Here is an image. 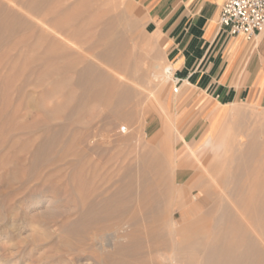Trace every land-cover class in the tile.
Here are the masks:
<instances>
[{"label": "rangeland", "instance_id": "rangeland-1", "mask_svg": "<svg viewBox=\"0 0 264 264\" xmlns=\"http://www.w3.org/2000/svg\"><path fill=\"white\" fill-rule=\"evenodd\" d=\"M36 2L0 0V264H187L189 254L173 248L183 234L169 235V219L174 213L176 228L182 224L177 186L196 170L207 172L190 156L170 167L159 145L171 147L170 161L174 151L183 159L187 143L199 142L211 127L213 135L229 129L225 142H231L243 118L244 132L263 142L264 130L259 137L256 128L264 127V108L216 103L189 118L188 81L174 92L171 75L161 85L147 75L170 61L166 20L152 17L142 0ZM106 20L124 39L113 62L95 58ZM87 62L100 71L94 85L79 73ZM208 149L198 157L213 164V174L236 167L231 147L217 156ZM246 168L239 185L247 193L257 175L264 182V150ZM230 197L202 201L201 211L210 212L196 214L195 239L235 229L213 226L231 200L237 221L254 230L264 252V234L257 231L264 204L257 210L247 194L244 202Z\"/></svg>", "mask_w": 264, "mask_h": 264}, {"label": "bare ground", "instance_id": "bare-ground-1", "mask_svg": "<svg viewBox=\"0 0 264 264\" xmlns=\"http://www.w3.org/2000/svg\"><path fill=\"white\" fill-rule=\"evenodd\" d=\"M42 1L43 0H35L37 4H39ZM101 24H102L101 25L102 28L98 32L99 39H97L95 44L101 45L103 46V48L100 50L98 57L96 56L95 58H97V60L103 59L109 62H113L114 60L119 58L123 53L122 51L124 48L123 45L124 39L121 38L119 35H116L112 31V29L110 28V21L106 20L104 23ZM55 33L58 34V32ZM64 38L65 37H63V40ZM171 70H172L171 65L167 63L165 68L163 67L161 68V70L149 72L147 73V75L152 77V79H156L158 85H161L162 83L160 84L159 80L164 81L165 78H170ZM99 72L97 71V69L94 68L92 62H87L86 65L82 69H80L79 73L85 82H87L88 84L90 83L93 84L96 77H99L100 75ZM185 82L187 83V81ZM101 91L102 90H96L93 92L102 93ZM125 93L126 94L129 93V91L127 90L125 91ZM244 120H245L244 118L241 119V121L238 122V125H236L234 129H232L234 130V133L232 135V140L229 143L225 142L226 138L231 136L230 134L231 131H229V129H225L224 127H221L220 129L218 128L219 129L218 132L215 135H213L212 127H211V129L203 136V138L199 142L192 145L187 143L186 145L187 154L183 159H179L177 152L173 150L174 157L170 161L169 159H167V155L170 153L171 147L164 144L159 145V149L160 152L162 153L161 155L163 156V160L169 165L173 164L170 167L177 168V165L180 162L184 161L186 156H190L192 157V160H190L191 162H193L195 159L198 165L200 166V168H202L204 172H207V175H205L203 173H200L199 170H196V172L190 177H188L183 183H181V181L178 180L181 183V185H178L177 186L178 188H176L179 197L177 201L178 202L177 210H179V216H180V220L182 221V224L178 229L176 228L177 224L174 222L173 219L174 213L171 215V218L169 219L170 222V228L168 231L169 235L171 236L176 235V230L177 231L181 230L182 233L181 232L180 233L183 234L182 238L177 239L174 242L173 248L174 250L177 251L178 249L179 251L181 250L185 251L187 255L189 254L188 257H186L185 255V257L188 258L185 259L187 264H195L196 262L195 254L198 253L201 254L199 264H264V252L262 251V248L258 247L257 239L255 238V236L257 235H254V230H251V234H250L248 230L244 228L245 227L244 224L243 227L241 224H239V222L237 221V217L233 212V210H237V203L235 202L234 204H232L233 202L231 201L232 199L230 197V194L232 195L235 194L239 196L238 202H244L247 194L249 195V202L254 206V209L257 210L260 209L262 203L264 204V182L259 181L260 175H257L256 181L254 183H249L247 185L248 187L247 193L243 188L245 186L242 185V189H240L241 185H239L241 176L244 174L245 171H247L246 168L247 160L250 158L253 159L255 155L261 154V150H264V141L256 142L255 137L253 135L255 132H253L252 130H250L247 133L244 132V129L242 128L244 124H246V121ZM263 130L264 127L256 128V133L259 134V137L261 136L260 132ZM225 146H227L228 148L231 147L232 150L231 159L236 161L237 165L235 168H231V167L224 168V166H222L221 169L219 170V173L213 174L211 172L213 170L212 168L213 164H209V165L204 164L203 160H201L198 157V150L209 148L211 150H215L214 153L217 156L220 155L219 150L224 148ZM212 161L215 160L212 159ZM190 163L187 164V167L191 166ZM233 173L236 174L233 175ZM208 180H210L212 185L209 186L206 185ZM213 182H215L214 185ZM228 187L229 189H226ZM216 189H218L219 192ZM193 190H196V193H191ZM214 196L215 197L219 196L220 198L221 197L223 198L225 196L226 198L227 197L230 198L231 200H229V205L231 204L232 206L230 205L227 208L229 209L230 207H232L230 208L232 211L230 209L226 210V206L220 207L221 212L217 214L213 226L224 225L226 226V228L229 226L235 229L233 231L226 230L223 233V236L221 235L220 237H217L215 239L207 238L205 236H201L199 238L196 237L195 239V234L197 233V227L196 228L194 227L197 226V224L195 225L196 221L198 223V218L196 217V214L199 213V215H202L201 213L207 214L208 212H210L208 210L201 211L202 201L209 202L212 199H214ZM160 214L161 213H159L157 216L159 220H160V216L162 215ZM241 215L243 214H239V217H242ZM156 227L155 230L157 229ZM262 227L263 230L257 227L256 228L258 232L260 231L263 232L264 234V222L262 224ZM157 230H159V227ZM257 231L256 234H258ZM229 232H231V234H237V236H235L234 238L228 237ZM235 241L237 242L239 241L240 244L241 243H245V244L241 249L236 250V247L234 248L231 246V243ZM194 242H197L199 245L195 246L193 244ZM237 245H239V243ZM171 264H176V259H172Z\"/></svg>", "mask_w": 264, "mask_h": 264}, {"label": "crops", "instance_id": "crops-1", "mask_svg": "<svg viewBox=\"0 0 264 264\" xmlns=\"http://www.w3.org/2000/svg\"><path fill=\"white\" fill-rule=\"evenodd\" d=\"M224 1L142 0L152 17L166 20L169 64L181 85L191 86L189 118L216 103L240 100L264 108V28L251 40L220 30Z\"/></svg>", "mask_w": 264, "mask_h": 264}, {"label": "built area", "instance_id": "built-area-1", "mask_svg": "<svg viewBox=\"0 0 264 264\" xmlns=\"http://www.w3.org/2000/svg\"><path fill=\"white\" fill-rule=\"evenodd\" d=\"M217 25L231 36L242 35L253 39L264 28V0H225L219 9ZM173 91L183 82L172 69Z\"/></svg>", "mask_w": 264, "mask_h": 264}]
</instances>
